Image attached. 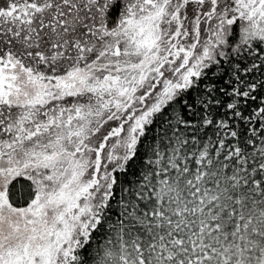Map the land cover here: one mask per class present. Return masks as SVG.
Segmentation results:
<instances>
[{"label":"snow or ice","instance_id":"6c2138e0","mask_svg":"<svg viewBox=\"0 0 264 264\" xmlns=\"http://www.w3.org/2000/svg\"><path fill=\"white\" fill-rule=\"evenodd\" d=\"M0 264H264V0H0Z\"/></svg>","mask_w":264,"mask_h":264}]
</instances>
